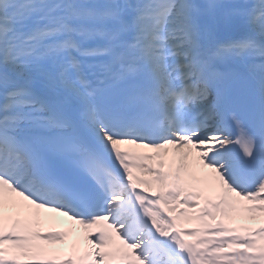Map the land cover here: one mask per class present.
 Listing matches in <instances>:
<instances>
[{"label": "snow or ice", "instance_id": "obj_1", "mask_svg": "<svg viewBox=\"0 0 264 264\" xmlns=\"http://www.w3.org/2000/svg\"><path fill=\"white\" fill-rule=\"evenodd\" d=\"M0 264H264V0H0Z\"/></svg>", "mask_w": 264, "mask_h": 264}, {"label": "bare ground", "instance_id": "obj_2", "mask_svg": "<svg viewBox=\"0 0 264 264\" xmlns=\"http://www.w3.org/2000/svg\"><path fill=\"white\" fill-rule=\"evenodd\" d=\"M43 213L45 215V217H55V220L53 222H50L52 223L53 225L57 226V225H61V224H69V225H72V222L70 220H68L67 217H64V216H60L56 213H51V212H48L46 210H43ZM77 228V231L70 237V240L69 242H72L74 240H77V239H80L82 234H83V231L80 230L78 228V226H76ZM56 248H60V249H65L67 246L66 245H57L55 246Z\"/></svg>", "mask_w": 264, "mask_h": 264}]
</instances>
